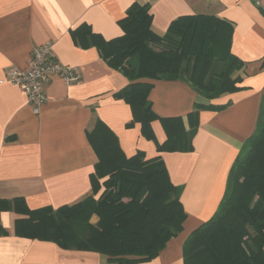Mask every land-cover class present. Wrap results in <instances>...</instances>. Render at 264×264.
<instances>
[{"label": "crops", "instance_id": "crops-1", "mask_svg": "<svg viewBox=\"0 0 264 264\" xmlns=\"http://www.w3.org/2000/svg\"><path fill=\"white\" fill-rule=\"evenodd\" d=\"M134 4L150 8L152 30L160 36L184 16H215L231 24V54L244 65L236 75L240 91L209 101L185 82H153L152 138L140 123L128 127L131 107L116 95L129 81L96 47L77 44L72 31L86 24L107 41L122 37L119 22ZM49 43L60 63L79 69L81 81L69 85L50 77L39 114L16 85L0 84V200L24 199L30 210L58 209L93 195L99 159L88 133L100 120L128 158L138 152L147 159L161 156L171 182L182 189L183 232L157 258L138 264H185L186 240L216 214L230 171L257 130L264 96V0H0V81L14 69L28 70L33 51ZM196 104L227 107L200 112L193 151L159 153L157 145L169 138L161 120L182 119L189 131ZM23 217L0 212V264H115L99 253L18 237L15 222Z\"/></svg>", "mask_w": 264, "mask_h": 264}, {"label": "trees", "instance_id": "trees-1", "mask_svg": "<svg viewBox=\"0 0 264 264\" xmlns=\"http://www.w3.org/2000/svg\"><path fill=\"white\" fill-rule=\"evenodd\" d=\"M152 21L148 6L134 4L119 22L122 37L107 41L86 24L72 31L77 44L96 47L101 58L127 78L128 86L116 97L131 107L133 122L128 127L140 123L149 138L157 119L149 100L153 82L182 81L212 101L240 91L242 80L236 75L244 67L231 54L233 27L228 22L184 16L160 36L152 30ZM226 107L196 104L188 117L189 131L182 119H162L169 138L157 145L158 152L193 151L200 112ZM88 136L99 159L91 178L93 195L58 209L30 210L21 198L0 200V212L24 216L15 222L18 237L99 253L109 263L154 260L183 232L187 215L182 189L171 182L161 156L147 159L138 152L128 158L102 121H96ZM183 253L185 264H264V96L257 130L230 171L219 209L188 237Z\"/></svg>", "mask_w": 264, "mask_h": 264}, {"label": "built area", "instance_id": "built-area-1", "mask_svg": "<svg viewBox=\"0 0 264 264\" xmlns=\"http://www.w3.org/2000/svg\"><path fill=\"white\" fill-rule=\"evenodd\" d=\"M253 1L259 4V0ZM52 76L63 79L69 85L81 81L79 69L60 63L53 53V45L49 43L33 51L28 70H12L0 84L16 85L28 97L34 113L39 114L47 102L45 86Z\"/></svg>", "mask_w": 264, "mask_h": 264}]
</instances>
